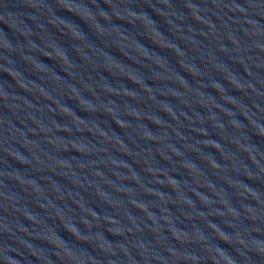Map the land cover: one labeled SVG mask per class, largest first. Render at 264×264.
<instances>
[{
  "label": "water",
  "instance_id": "95a60500",
  "mask_svg": "<svg viewBox=\"0 0 264 264\" xmlns=\"http://www.w3.org/2000/svg\"><path fill=\"white\" fill-rule=\"evenodd\" d=\"M0 264H264V0H0Z\"/></svg>",
  "mask_w": 264,
  "mask_h": 264
}]
</instances>
